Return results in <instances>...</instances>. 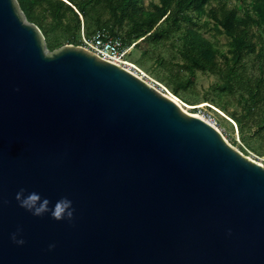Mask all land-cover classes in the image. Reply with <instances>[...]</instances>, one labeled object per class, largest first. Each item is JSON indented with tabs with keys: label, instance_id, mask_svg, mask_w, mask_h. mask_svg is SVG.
<instances>
[{
	"label": "water",
	"instance_id": "1",
	"mask_svg": "<svg viewBox=\"0 0 264 264\" xmlns=\"http://www.w3.org/2000/svg\"><path fill=\"white\" fill-rule=\"evenodd\" d=\"M0 264H264V168L0 0Z\"/></svg>",
	"mask_w": 264,
	"mask_h": 264
},
{
	"label": "trees",
	"instance_id": "2",
	"mask_svg": "<svg viewBox=\"0 0 264 264\" xmlns=\"http://www.w3.org/2000/svg\"><path fill=\"white\" fill-rule=\"evenodd\" d=\"M15 2L24 19L39 30L48 52L63 44L78 46L80 34L89 36L96 30L118 37L124 46L140 47L142 56L177 37L182 62L173 67L183 69L185 76L171 73L163 59L155 57V68L168 74L159 80L171 82L176 96L179 88L192 85L195 72L213 75L217 81L210 91L216 99L210 104L236 124L241 139L247 132L264 141V0H235L230 6L226 0H150L147 7L142 0ZM103 13L107 17L102 18ZM201 17L204 20L197 23ZM206 35L220 39L222 48ZM248 64L254 72L246 75ZM229 98L238 111L227 109ZM203 100H208L206 95Z\"/></svg>",
	"mask_w": 264,
	"mask_h": 264
},
{
	"label": "rangeland",
	"instance_id": "3",
	"mask_svg": "<svg viewBox=\"0 0 264 264\" xmlns=\"http://www.w3.org/2000/svg\"><path fill=\"white\" fill-rule=\"evenodd\" d=\"M226 1L229 6L235 3V0ZM149 2L150 0H142L141 5L143 7H147ZM211 5L213 6L215 4L212 3ZM103 14L102 18L107 17L105 16V13ZM203 20L204 17H201L196 22L201 23ZM90 27L93 29L92 24H90ZM125 29L126 28L123 27L118 32L120 37ZM205 37L209 39V41L214 42L217 47L222 48L220 39L217 40L209 35H206ZM42 44L43 46L45 45L43 37ZM65 45L70 44H63L62 46ZM178 47L179 41L177 40V37H172L168 41L157 45L156 48L152 49L147 56L141 55L142 49L140 47L133 46L128 50L123 59L134 64L137 69H139V71L146 76V79L152 82V84H158L160 87L164 88L166 91L164 94L176 101L183 112L193 114L207 121L218 131L222 139L232 149L264 168V141L256 136H250V133L247 132L244 133L243 139H241V136L237 131L236 124L227 119L224 113L218 111L216 106L210 104V99H216L215 95L210 91L212 85L217 81L216 77L208 73L195 72L192 85L187 88H179L176 96L171 94L170 88L173 86L171 82L164 83L159 80L160 77H167L168 74L166 70L155 68L153 63V58L155 57L162 58L164 63L168 65L171 73L177 72L181 78L185 76L183 69L173 67V63L174 65H180L182 62L181 57L177 53ZM167 62H170L172 65L169 66ZM253 72L254 70H251L250 64H248L245 74L248 75ZM204 95H206L208 100H203ZM227 102V109L229 111L234 109L236 111L239 110L238 105H236L231 98L227 99Z\"/></svg>",
	"mask_w": 264,
	"mask_h": 264
},
{
	"label": "built area",
	"instance_id": "4",
	"mask_svg": "<svg viewBox=\"0 0 264 264\" xmlns=\"http://www.w3.org/2000/svg\"><path fill=\"white\" fill-rule=\"evenodd\" d=\"M78 46L93 54L97 58L108 63H112L129 72L138 79L154 87L160 93L164 94L166 92L164 88L160 87V85L154 83L152 84V82L148 81L146 76L139 71L134 64L123 59L128 50L133 47V44L124 46L118 37L109 35L104 30H96L89 36L80 34Z\"/></svg>",
	"mask_w": 264,
	"mask_h": 264
},
{
	"label": "bare ground",
	"instance_id": "5",
	"mask_svg": "<svg viewBox=\"0 0 264 264\" xmlns=\"http://www.w3.org/2000/svg\"><path fill=\"white\" fill-rule=\"evenodd\" d=\"M168 97V96H167ZM169 98V97H168ZM171 99V98H170ZM172 101H174L173 99H172ZM175 103H176V105H178L177 104V102L176 101H174ZM178 107H179V105H178ZM180 108V107H179ZM181 109V108H180ZM187 114H189V113H187ZM189 115H192V116H195V115H193V114H189ZM196 117H198V116H196ZM198 118H200V117H198ZM200 119H202V118H200ZM203 121H205L204 119H202ZM206 123H207V121H205Z\"/></svg>",
	"mask_w": 264,
	"mask_h": 264
}]
</instances>
